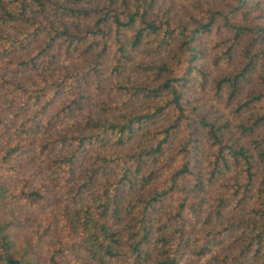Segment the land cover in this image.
I'll return each instance as SVG.
<instances>
[{
    "label": "trees",
    "instance_id": "16d2710c",
    "mask_svg": "<svg viewBox=\"0 0 264 264\" xmlns=\"http://www.w3.org/2000/svg\"><path fill=\"white\" fill-rule=\"evenodd\" d=\"M224 1V12L200 3L181 22L156 0H0V72L40 73L29 85L0 73V92L12 96L17 115H42L66 100L46 123L3 143L0 210L53 201L56 214L31 223L22 239L17 233L30 218L0 216V264H186L188 251L197 260L213 247L223 249L213 256L217 264H264V20L250 29L251 6ZM205 38L220 39L211 56L197 47ZM146 39L157 56L179 43L171 63L154 69L157 85L120 87L122 104L103 106L102 116H87L71 135L49 131L82 109L84 89L100 88L108 70L119 77L128 52ZM205 64L225 71L214 82L215 96L237 115L248 113L240 129L256 138L252 153L231 138L226 123L208 120L183 97L208 77ZM254 75L260 89L245 92ZM135 105L136 111L120 109ZM200 131L213 151L203 169ZM24 152L52 154L37 182L17 180ZM86 158L92 167L78 176ZM232 167L240 178L223 185L226 192L211 206L204 203L209 185ZM155 209L164 213L153 226ZM121 225L123 236L113 228ZM154 228L161 234L155 242Z\"/></svg>",
    "mask_w": 264,
    "mask_h": 264
},
{
    "label": "rangeland",
    "instance_id": "374dc122",
    "mask_svg": "<svg viewBox=\"0 0 264 264\" xmlns=\"http://www.w3.org/2000/svg\"><path fill=\"white\" fill-rule=\"evenodd\" d=\"M207 4L215 11H225L226 1L223 0H156V7L160 9L162 13L166 12L168 16H172L181 22H188V20L196 12L195 6L198 4ZM229 4V3H227ZM245 4L251 6V9L246 10L247 22L250 29L258 28V24L261 22L262 18L264 20V0H245ZM250 35L243 38L241 45L246 47L249 42ZM220 41V39H210L205 38L199 41L197 46L199 50L205 49L206 52L212 53V48ZM179 43L169 46L165 51L161 52L158 56L154 55L152 52L151 45L146 39L143 44L136 48L131 49L128 52L129 61L124 65V69L121 71L119 77H115L111 74L110 70L105 74V78L102 79L100 88L98 87H86L84 90V101L83 106L80 111H77L72 117H67L60 122L52 125L49 129L50 132H57L63 134L71 135L76 128L74 125L80 122H83L87 116L90 117H100L102 114L99 109L103 106H112L120 105L125 101L124 96L120 93V87L129 85V86H155L159 83L156 71L154 69L161 68L165 65L171 63V59L176 53ZM254 50H259V47H255ZM241 52V51H239ZM211 53L209 56H211ZM239 54V53H238ZM236 54V55H238ZM238 57L236 58V60ZM210 63V62H209ZM236 63V62H235ZM205 64L204 70L207 73V78L204 80H199L193 82L189 89L184 92V98L191 102L193 107L196 108V111L199 114L205 113L208 115V120H216L218 123H226L229 126V135L236 143H239L241 146L245 147L250 153H252L253 148L255 147V137L242 133L240 129L242 123L245 124V120L249 118L248 113H242L237 115L231 108L227 106L226 103L222 102L218 97L215 96L214 82L223 76L225 73L224 70L215 71L212 67ZM211 66V64H210ZM15 68V67H14ZM25 69H14L10 71H1L2 78L8 79L13 82H20L23 85H29L33 83L40 73L38 71H28L24 72ZM245 92H251L259 90L258 86L260 83V78L258 75L252 76L248 82H246ZM66 100L59 101L55 108L49 112H46L42 115H17L16 110L12 107L11 103L15 102L12 99V96L6 91L1 90L0 92V152L3 148V143L8 138H13L14 136L24 135L20 130L28 129L30 126H39L47 122L49 118L52 117L55 111L60 110L63 105H65ZM234 106V105H233ZM137 106H127L121 107L122 112L136 111ZM121 111L118 113L120 114ZM116 116V115H114ZM20 125V129L18 128ZM41 128V127H40ZM74 128V129H73ZM142 133V132H141ZM209 141L206 140L204 132L199 133L197 137V161L200 165V168H207V164L211 162L213 151L210 148ZM52 158V154L38 155L36 153L30 154L24 152L19 155L16 160L17 164H20V173L17 177V180L23 179L27 176H33L35 182L40 178H43L46 173L45 164L46 161ZM93 158H86L84 160V165L77 167V175L84 174L86 170L92 167ZM236 177L240 178L237 169L234 167L231 168L230 172L220 180L212 182L207 188V192L204 194V203L211 206L214 197L217 194L226 192L223 189V185L226 186L229 181H233ZM95 186V185H94ZM91 191V188H89ZM142 191L139 190L135 195H142ZM58 196L53 195L56 199ZM59 197V196H58ZM130 197L125 198V203H128ZM56 208L54 202L50 201L46 205H42L40 208L30 209L25 204H20L19 206H7L3 210H0V216L8 218L13 215H19V217L30 218L29 226L24 228V231L17 233V238L22 239L28 233V228L31 226V223H39L44 218L50 214H56ZM163 209H155L152 211V225L156 224L159 214H163ZM127 221H125L126 223ZM124 223V224H125ZM115 231L121 233L123 236L125 234L123 225L113 227ZM26 229V231H25ZM58 231V230H57ZM58 235V232L55 234ZM160 232L157 228L152 229V241H156L160 237ZM223 250L222 247H213L207 255H204L202 258L193 260V256L190 251L184 255L183 259L186 261V264H217L213 260L215 253ZM158 249L157 246L152 245V258H155L157 255Z\"/></svg>",
    "mask_w": 264,
    "mask_h": 264
}]
</instances>
